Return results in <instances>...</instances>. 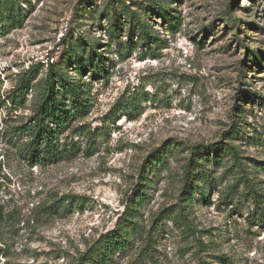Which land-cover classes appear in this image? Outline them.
Here are the masks:
<instances>
[{
  "label": "rangeland",
  "instance_id": "rangeland-1",
  "mask_svg": "<svg viewBox=\"0 0 264 264\" xmlns=\"http://www.w3.org/2000/svg\"><path fill=\"white\" fill-rule=\"evenodd\" d=\"M123 7L134 18L126 20ZM16 9L20 22L0 32V91L31 64H41L37 82L49 63L62 58L60 72L81 83L87 104L72 127L84 126L94 141L87 153L86 138L69 135L80 142L77 155L29 165L15 151L26 137L9 133L5 140L0 130V198L23 218L48 195L82 198L41 224L19 223L5 232L0 264H77L100 234L115 227L146 179L138 221L153 233L158 264H264V226L247 219V188L237 181L241 168L230 167L231 157L212 149L221 160L202 161L195 174L204 171L209 181L182 202L195 148L205 156L219 141L236 147L249 187L264 193V0H16ZM113 13L111 25L107 16ZM135 18L158 38L153 55L144 48V59L141 30L130 31L139 27ZM66 22L67 41L60 44ZM90 52L98 54L96 63ZM47 56L53 61L46 63ZM38 87L29 89L25 108L11 117L31 113ZM124 104L128 109H121ZM6 114L0 109V128ZM230 132L231 140L225 138ZM170 142L176 144L172 154L149 166L153 152ZM222 192L232 194L229 203ZM181 204H188L190 238L161 220ZM136 246L117 253L115 264H138Z\"/></svg>",
  "mask_w": 264,
  "mask_h": 264
},
{
  "label": "trees",
  "instance_id": "trees-1",
  "mask_svg": "<svg viewBox=\"0 0 264 264\" xmlns=\"http://www.w3.org/2000/svg\"><path fill=\"white\" fill-rule=\"evenodd\" d=\"M115 10V8H112L111 12ZM130 11L132 10L123 7L119 12L124 14L126 20H131L134 16L131 15ZM116 15V13H113L111 16H107V20L111 25L115 24ZM20 19L21 12L16 9V0H0V32L5 27L15 26L20 22ZM136 20L139 23V27L133 26L130 28V31L135 30L138 32L141 30L139 32L142 47L140 53L146 48L153 55L152 44L158 38L150 34L143 22H139L138 19ZM68 31L69 29H67V32L61 38L60 44L66 43ZM145 55L147 54L142 53L140 57L144 59ZM89 56L91 63H96V56L98 54L90 52ZM249 57H253V52L249 54ZM61 59L58 63H49L45 76L37 82L35 81V77L41 64H31L26 70H22L14 75L11 88L3 92L0 91V109H5L8 117L4 118L5 125L0 128L2 137L7 140L10 136L9 133H12L11 136L16 134L19 137H26L17 143L15 151L29 165L57 163L77 155L81 149L80 142L69 140V135L79 134L84 136L86 138L85 150L88 149L87 153L92 151L94 138H92L90 130H85L84 126L72 127L71 121H75L77 119L76 116L85 115L87 104L83 99L81 83L75 79H70L66 74L60 72L58 65L61 63ZM97 63L100 64V61ZM37 86H39L38 98L32 102L31 113L26 116L18 114L15 118L11 117V112L25 108L29 89L36 88ZM240 96H243V94ZM121 109H128V105L124 104ZM6 119L18 124L16 126H9ZM61 137L64 139L62 140ZM232 137L234 136L230 132L225 138L231 140L233 139ZM173 148H176V144L171 142L162 145L153 152L147 164L151 166L159 162L161 156L172 154ZM215 148L217 149L216 152H223L225 156L231 157L232 164L230 167L238 166L241 168V171L238 172L237 181L244 184L245 188H247L242 197L251 205L247 212V219L249 223L263 227L264 193L255 190L253 187H249L250 180L242 170V158L236 147L230 142L219 141L213 148L206 149L210 153L205 156L200 146L195 148V150L193 149L197 153L193 154L194 158H190L187 163L183 180L184 198L182 202H188L190 198L188 195L191 196L197 190L202 189V186L209 181L210 175L206 172L200 171L195 174V171L205 159H211L216 163L221 160L220 154L213 155ZM191 175H195V177L191 179ZM200 181L202 185H199ZM146 186L147 179L137 184L122 215L115 223V227L100 234L79 255L77 264H115V255L124 252L135 243H137L136 247L138 250V262L136 263L158 264L154 256L155 248L152 245L153 233H145L138 221L139 209L146 202ZM201 194L203 195V193ZM231 195L229 192H222L220 198L227 204L230 202ZM81 199L77 195L63 194L61 197H58L54 193L33 205L29 213L30 216L23 218L22 214L17 211V207L10 206L8 201L0 198V255H4L6 250V240L3 236L14 225L19 223L29 225L30 222L41 224L56 214L59 215L66 212L71 206L79 204ZM187 205L181 204L178 208L163 213L161 220L166 219L171 221L181 235L190 238L195 234L191 222L187 218L185 210V206ZM132 237L133 239H131ZM200 243L203 244V242Z\"/></svg>",
  "mask_w": 264,
  "mask_h": 264
},
{
  "label": "built area",
  "instance_id": "built-area-1",
  "mask_svg": "<svg viewBox=\"0 0 264 264\" xmlns=\"http://www.w3.org/2000/svg\"><path fill=\"white\" fill-rule=\"evenodd\" d=\"M67 32V22L66 23H62L60 25V28H59V32H58V36H57V42L59 43L61 38L65 35V33ZM49 60L52 62V57H48L47 56V59H46V63L49 62Z\"/></svg>",
  "mask_w": 264,
  "mask_h": 264
}]
</instances>
